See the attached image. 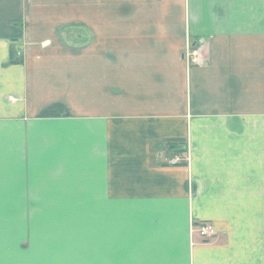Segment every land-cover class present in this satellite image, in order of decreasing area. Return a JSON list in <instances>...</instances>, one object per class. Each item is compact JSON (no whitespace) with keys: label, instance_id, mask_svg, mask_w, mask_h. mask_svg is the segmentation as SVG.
<instances>
[{"label":"crops","instance_id":"obj_1","mask_svg":"<svg viewBox=\"0 0 264 264\" xmlns=\"http://www.w3.org/2000/svg\"><path fill=\"white\" fill-rule=\"evenodd\" d=\"M23 7L0 0V197L49 199L7 264H259L230 198L260 197L264 0H50L78 50L25 46Z\"/></svg>","mask_w":264,"mask_h":264},{"label":"rangeland","instance_id":"obj_2","mask_svg":"<svg viewBox=\"0 0 264 264\" xmlns=\"http://www.w3.org/2000/svg\"><path fill=\"white\" fill-rule=\"evenodd\" d=\"M22 1L24 3L23 12L15 21V25L12 24V28L18 29L19 33H21L22 28L24 29L25 46L32 44L40 45L46 41V45L49 46L70 44L75 46L74 48L78 47L74 49L78 50L82 43L85 44L87 40L89 42L92 40L91 37L86 38L83 36L84 30H82L80 22L77 21L67 22V24L66 22H57L55 32L54 22L49 21L47 17L49 11H51L49 8L50 0ZM31 13H36V19L30 20ZM64 26L68 27L67 36H65ZM32 32H34V36L31 37L29 33L32 35ZM201 41L203 40L200 38V41L196 45L191 43L186 44L185 56L190 64L203 63ZM63 55V53L56 54L53 50L50 51L52 59L54 56L56 58L58 56L57 59H64L59 58ZM19 56L22 55L20 54ZM79 56V52L72 53L74 61H79ZM45 57H48V54H45ZM17 58V55L14 54L13 59L16 60ZM173 150L174 152L171 156H174L168 159L167 162L173 164L182 161L184 163L187 159V154H183V156L180 154L186 151L177 152L178 150L175 148ZM263 169L264 165H260V197L230 198L232 201H237L239 208L242 206L240 211L234 212L235 219L240 227L239 231L242 234L240 235L241 241L248 245L253 244L260 252L258 255L259 264H264V171H261ZM48 199L46 197H0V264H7V261L14 260L15 257H12V254L16 251L17 247L20 249L29 247V245L26 246V243L27 239L31 243L33 221L43 219L48 215L46 212L37 211L38 209L36 208L39 204H47ZM202 221L205 220H201L200 222ZM212 226L214 227L213 224ZM190 232L200 235L193 222L190 223ZM26 236H28L27 239H24ZM201 238L203 240L206 239ZM9 247L14 250L8 251L7 248L9 249Z\"/></svg>","mask_w":264,"mask_h":264},{"label":"built area","instance_id":"obj_3","mask_svg":"<svg viewBox=\"0 0 264 264\" xmlns=\"http://www.w3.org/2000/svg\"><path fill=\"white\" fill-rule=\"evenodd\" d=\"M175 161V160H172ZM196 225V229L203 238H208L214 233V227L209 221L193 222Z\"/></svg>","mask_w":264,"mask_h":264},{"label":"trees","instance_id":"obj_4","mask_svg":"<svg viewBox=\"0 0 264 264\" xmlns=\"http://www.w3.org/2000/svg\"><path fill=\"white\" fill-rule=\"evenodd\" d=\"M157 143H159V142H157ZM166 144H168L169 147H173V148L177 149L178 150L177 152H182L185 149L184 142L181 140L180 141L176 140V138H167Z\"/></svg>","mask_w":264,"mask_h":264}]
</instances>
